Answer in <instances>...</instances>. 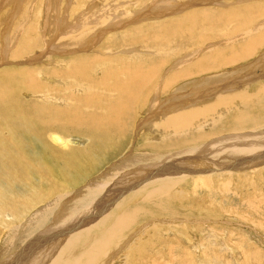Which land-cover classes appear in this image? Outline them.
I'll list each match as a JSON object with an SVG mask.
<instances>
[{
    "label": "bare ground",
    "instance_id": "6f19581e",
    "mask_svg": "<svg viewBox=\"0 0 264 264\" xmlns=\"http://www.w3.org/2000/svg\"><path fill=\"white\" fill-rule=\"evenodd\" d=\"M2 1L12 3L17 10L22 3H28V8L40 3V0ZM81 1L84 2L82 6L77 4L74 11L80 8L77 17L81 14L85 17L76 20V24L68 31V34L72 31L70 36L67 34L61 37L65 25L59 14L65 5L61 4V7L60 0H42L41 4L45 5L43 11L46 12L40 11L38 5L36 8L40 12L36 15L30 13V10L28 14L21 13L22 11L19 13L18 10L17 15L10 17L5 12L0 15V233H3L0 237V264H162V247L157 245L152 251L155 247L154 241L157 242L159 237L154 233L149 234L150 241L145 244L143 235L147 224L140 229L143 235L140 232L136 238L134 237L139 231L133 234L134 227L147 217H178V213L188 212L194 200L205 204L210 198L209 195H199L193 199L192 195L190 198L177 190L172 191L176 179L190 172L212 176L211 185H204L211 191L216 188L213 187L214 178L231 174H224L223 170L243 166L245 170L250 164H258L264 158V131L258 128L264 126V113L253 117L246 113L241 115L245 110L234 121L222 125V133L230 132L227 137L221 138V135L213 131L212 134L216 136L209 143L195 149L194 146L185 148L199 152L197 156L180 155L177 158L175 155L183 152L182 150L159 152L163 148L179 146L183 142H194L196 136L192 127L195 122H201V117L208 119L219 106H228L233 100H240L245 109L264 108L261 103L264 102V83H259L257 89L250 92L249 89H235L234 86L242 83V76L240 81L234 80L233 76L227 80L230 78L228 75L234 71V68L231 69L233 64L229 63L240 61L248 55L252 54V57L249 61H244L242 66L256 62L253 58L257 55L263 62L247 69L246 77L253 69L264 67L263 28L257 25H254V31L253 26L248 28L254 35H249L247 39V30L244 28L226 30V33L219 36L216 25H226L233 17L231 11L235 10L211 9L216 15L215 19L210 20L209 26H201L202 29L197 31L195 21L199 24L200 19L203 24L209 18L207 10L197 13L193 10L182 18L169 19V22L157 25L149 33L131 30L124 35H112L109 39H113L108 40L104 47L112 50L111 55L101 58L93 55L92 51L96 49L94 45L102 40V35L96 36L97 30L92 32L87 29V25L102 29L100 19L106 25L107 18L111 17L116 20L112 21L113 25L120 26L128 17L114 19L112 12L122 11H119V4L110 7L112 1H107L100 8L93 1ZM3 2L0 7L5 6L6 3ZM166 4L160 2L157 5L161 16L174 13L165 11ZM84 6L87 8H83ZM66 7V11H70L71 5ZM243 9L245 14L239 13L238 19L241 27L255 20L257 15L262 14L264 17L262 2ZM42 13L45 18L40 16ZM14 19L19 20L20 24L23 23V26L13 25L12 30ZM239 31H242L240 38L245 37L244 40L237 37ZM104 32L105 29L102 34ZM107 32L111 31L107 29ZM137 35H141L143 39L135 41L134 47L120 46L121 38L129 39ZM35 39L37 42L30 45L29 40ZM235 40L239 42L235 44ZM173 41H180L178 57H184H179L164 74L162 68L176 56L164 57L160 53ZM41 43L46 50H43V45L41 50L34 48V45ZM158 43L161 48L145 57L144 53L153 51L156 48L153 44ZM183 43L193 47L186 49ZM204 43L208 45L206 48L197 47ZM258 45L261 46L254 51L253 48ZM117 47L124 49L114 51ZM29 52L35 53L31 57L25 56ZM143 57L145 60H142ZM63 64L66 67H60ZM224 77V81L218 83V78ZM249 77L244 80H249ZM71 79H77V84ZM198 82L202 85L194 88L195 95L188 92L191 95L180 99L182 93L175 92L178 86ZM59 83H62V86H58L62 94L53 99L52 91ZM224 89H228L227 94L221 96L219 102L213 105L207 97L211 94L219 95L218 90ZM171 92H175L172 93L173 96L180 100L168 102L160 108L162 94ZM29 96L31 98L27 99ZM196 100H200L196 103L197 107H191L195 106L193 101ZM60 102L64 105H58ZM174 110L181 113L176 114ZM170 112L175 113L161 119L160 114ZM143 114L146 116L138 119ZM42 126H51L71 134L82 133L89 138L90 144L79 150L71 148L72 150L52 152L42 141ZM135 126L142 130L159 127L161 130L157 133L166 135L169 143L156 144L144 140L145 143L141 149L138 148L137 155L119 159L120 161L111 166L114 171L108 177L105 176L107 179L94 181L93 184L90 181L87 192L67 208L63 197L65 188L77 186L80 184L79 179L92 175L91 172L107 159L111 151L121 152L131 135L130 130ZM256 129L260 131L254 136L251 132ZM200 136L202 135L197 137ZM48 138L56 146L79 145L83 142L81 138V141L67 139L58 132H50ZM172 157L176 159L167 162ZM223 160H235V163L223 169ZM204 161H217L222 165L203 167L200 162ZM175 168H180L183 173L171 175ZM215 170L218 174L214 173ZM114 176H120L121 179L112 182ZM196 191L203 192L205 189L197 186ZM100 193L102 194L99 195ZM98 214L100 217L95 218ZM9 229L14 233L10 241ZM23 232L29 234L23 238ZM18 239L21 241L17 242ZM16 246L17 249H14ZM123 252H126V256ZM178 261L177 257L172 264H196L188 255L187 259L179 263Z\"/></svg>",
    "mask_w": 264,
    "mask_h": 264
},
{
    "label": "rangeland",
    "instance_id": "374dc122",
    "mask_svg": "<svg viewBox=\"0 0 264 264\" xmlns=\"http://www.w3.org/2000/svg\"><path fill=\"white\" fill-rule=\"evenodd\" d=\"M75 1L76 2H74V0H71V1L70 0H60V6L61 4L65 5L64 8H61L60 12L62 13L59 14L60 18L64 20L63 24L65 25V30L62 29L63 31L61 32V37H64V35L68 34V31L76 24V20H79L78 18L85 17L82 14L81 16L77 17V13L79 12L80 8L77 9L76 12L74 11L77 4H80L82 6L84 2L81 0L80 2L78 0H75ZM85 1L86 2L93 1V3L96 4V7H99V8L103 7L104 3L107 4V1L109 2L112 1L113 3L110 7H112L113 4L114 5L119 4L121 8V10L119 9V11L124 12V14L126 13L125 15H123L122 12L114 11L112 12L113 18L118 19L123 16L128 17V19H125L121 22L120 26L113 25L112 21L115 22L116 20H113L111 17H108L109 19L107 18L106 25H105V22H102L103 20L100 19L102 29H100V27H97V26L87 25L88 30H91L92 32L94 30H97L96 36L102 35V40H100L99 42L96 43V45H94L96 49L92 51L93 55L96 54L101 58H105L111 55L112 50L105 49L104 47L105 45H107L108 40L113 39V37L109 39L112 35L114 34L124 35L125 33H127V31H131V30H138L140 32L149 33L151 32L152 28H155L157 25H160V24L163 25L167 23V21L169 22V19L182 18L187 12H192L193 10H194L193 12H196V13L205 12L207 10V13H208L207 16L209 18L203 24H201L200 19H199V24L195 21V30L197 31L202 29L201 26L208 25L211 19L213 18L215 19L216 15H214L212 10L221 11L223 9H233L235 11L233 12L231 11V13L233 14V17L230 19V21L226 23V25L224 24L216 25L217 33L219 36H221L222 33H226L225 32L226 30H233V29L236 30L239 28L240 29L244 28L245 31L247 30L246 31V39H247L249 35L251 36L254 35V32L251 34L248 30V28H251L253 26V31H254L256 27L254 25H257L258 27L263 28V31H264V26H261V25H264V17L262 14L259 16L257 15L255 17L256 18L255 20H252L251 22L244 25L247 27H244V26L241 27V25L239 24V20H238L240 19L239 13H241L242 15L245 14L243 12L244 10L243 8L251 7L252 5L256 3H261V2L264 3V0H213V2H209L208 0H164V1L163 0H85ZM2 2L3 1L0 0V4ZM41 2L42 0H40V3L37 2L39 4H36L35 6L31 5V7L29 8L27 6L28 3L27 4L22 3L17 8L19 10V13L20 11H22L21 13L28 14L27 12L28 10H30V13H33V15L34 14L36 15V13L37 12L39 13L41 10L42 12H46V11H43L45 9V5H42ZM67 2L68 3L70 2L69 4L71 5V7L69 8L70 11L68 12L66 11V8H67L66 5H69ZM160 2L167 3L165 11H170L171 13L172 12L174 13L169 14L168 16H161L157 9V5L158 3L160 4ZM3 3H6V4L4 7H0L1 8L0 15H4V12L6 13L5 15H7V17L8 16L10 17L12 15H17L18 10L14 8L16 6L13 7L12 3H9V2H3ZM178 3L180 5H178ZM186 3L188 5L185 6L184 4ZM33 6H34V9H33ZM36 7H38V9L41 8L40 11ZM83 8H87V6H84ZM178 8H181V9H178ZM174 10H177V11L175 12ZM128 13L131 15H129ZM263 14H264V11H263ZM40 16H42V18L43 17L45 18L43 13ZM12 22L15 23V24H12V28H11L12 30H14L13 25L20 26V27L23 26V23L20 24L19 20L17 19H14ZM104 29H105V32L104 34H102ZM107 29L111 32L106 33ZM241 32L242 31H239L237 37L239 38V40L240 39L244 40L245 37L240 38ZM197 33L198 32H196V34ZM12 34H14V32H12ZM71 34H72V31H70L68 35L70 36ZM140 36L141 35L139 36L137 35V37H133V38L129 36L130 37L129 39H127V37L121 38L119 41V43H121L120 46L126 45L124 48H132L134 47L135 41L143 39V37H140ZM239 40H235L234 43L236 44L237 42H239ZM36 42H37V39L29 40L30 45ZM42 45L44 46V44L42 43L40 45L36 44L34 45V48L36 49V47H38L41 50ZM153 45H155L156 48L153 51L144 53L145 57H148L152 55L153 53H156V50L158 48H161L160 43H158V45L156 44H153ZM179 45H180V41H173L166 47V49L161 51L160 54L164 57L176 56L173 59L171 58L173 61H171L169 64H167V66L162 68L161 71L164 74H166L167 69H170L173 66L174 62L176 63L179 60L178 59L179 57L181 58L184 57V56L178 57V55L180 54ZM183 46L186 49H190L193 47L191 45H188L187 43L186 44L183 43ZM206 46H208L207 43H204L202 46H197V47L206 48ZM259 46L261 45L254 47L253 48L255 49L254 51H256V49H258ZM124 48L117 47L115 48L114 51L118 52L119 49L122 50ZM44 49H45V46L43 50ZM24 52H27V50ZM34 53L35 52H29L25 56L31 57ZM251 55H248L247 57L241 59L240 61L236 60L237 62L234 61L232 63H229L230 65L233 64L232 65L233 67L232 66H228V67H232L231 69L234 68V71L231 73V75H228V77L230 78H228L227 80H230L234 77V80L237 79L236 81H240L241 76H242V79H241L242 83H240V85L238 86H234L235 89H237L238 91H241L243 89H249L250 92H253L254 88L257 89V87L260 84L264 83V67L256 68V70L253 69L251 71V74L248 75V77L250 76L249 80H244L246 78L248 79V77H246L245 75L247 73L245 72L247 71V69H251L256 66H259L263 62L261 58H259L257 55L256 57L258 58L256 57L253 58L256 62H254L253 64L252 62H250L242 66L244 64V61L246 62V60L247 61L250 60V57H252ZM65 56L68 57V55H65ZM142 60H145V58L143 57ZM238 63L240 64L239 66H238ZM114 65L119 66L118 64H114ZM60 67H66V65L63 64V65H60ZM174 68L177 69L176 66H174ZM237 69H240V70H237ZM240 73L241 75H239ZM224 79L225 77L223 79L218 78V83L223 82ZM72 80H74L75 83L77 82V79H71V81ZM243 81H245V83ZM246 81H249L250 83L249 82L247 83ZM199 84L202 85L200 82L188 84L189 86L181 85L176 88L175 92L179 91L180 93H182L180 94L177 92L178 94L183 95L180 99H184L185 96L191 95L190 93L188 94V92H191L192 95H195L194 88L201 87L199 86ZM209 85H212V84H209ZM58 86H62V83L57 84L55 86L54 91L50 90L53 92L51 95L52 96L51 98L53 99H55L56 97L62 94V92L58 90ZM79 86H82V85H79ZM180 87L184 89H181ZM227 91L228 89H224L222 91L218 90L219 95L211 94L207 98L211 102L214 103L213 105H216L219 102V98L221 96H225V94H227ZM175 92L162 94L163 102L162 103L161 101L158 102V103H161L160 108L168 102L180 100L179 98L173 96L172 93H175ZM30 98L31 96H29L27 99H30ZM193 102L195 106H191V107H197L196 103L200 102V100H196ZM261 103L264 104V102H261ZM58 105L63 106L64 103L60 102ZM203 105L207 107L206 103H204ZM155 111L157 113V110ZM174 111L176 112V114L181 113L179 112V110H174ZM175 112L160 114V116L162 117L161 119L164 120L166 119L167 115L171 113H175ZM245 113L248 114L249 117H253L257 115L258 113H264V108L245 109L243 105L240 103V100H233V102H231L228 106H225V107L219 106V108L215 110V113L209 116L208 119L203 118L204 119L203 120L201 117L200 119L201 122H198V121L195 122L194 127H192L193 134L196 136V140L194 142H183L179 146L166 147V148L159 150V152L168 153L170 151L182 150L183 152L175 155L177 158L180 155H182L180 157H190L194 155L197 156L200 153L194 152V149L197 146L199 148V146L204 143H207V142L209 143L213 139V137L216 136L212 134L213 131H216L219 136L221 135V138L227 137L230 132L222 133V130H221L222 125L223 124L225 125V124L230 123L231 121H234V118H236L239 114L243 115ZM145 116L146 115L143 114L138 119L144 118ZM258 128H262V131H264V126H261ZM43 130L44 132L42 134V141L48 145V148L50 151L53 150L52 152H59L65 149L72 150L71 148H74L75 150H79L80 148L82 149L85 146L90 144L89 138L86 135L79 133V132L71 134V133H67V131H64V130L62 131L61 129H54V127H51V126L50 127L44 126ZM141 130L142 129H139V128L136 129V126L134 127L133 130L131 129L130 130L131 135L128 136L125 144L122 147L121 152H116L115 150L111 151L110 152L111 154L108 155L107 159H104L102 164H100L96 168L95 171L91 172L92 175H90L86 179H83L84 177L82 179H79L78 176L72 172V174L75 175L80 180L78 182L80 184L77 186L75 185H71L70 187L67 186L65 188V193L63 197L65 198L64 202H66L67 208H69L75 202L76 199L83 196L87 192V189L89 188V186L95 183L94 181L103 180L104 178L107 179L106 177H108V174L114 171L111 166L117 163L118 161H120L119 159H121L122 157H129V156L137 155L136 152L139 151L138 148L141 149V147L144 145L145 143L144 140H149V143L151 142V143H156V144L169 143L168 139L166 138V135H162V133H157L161 130L159 127L150 128V129L142 130V131ZM259 131H260L259 129L252 130L253 133L251 132V134H253L254 136H257L259 134ZM50 132L61 133L65 135L67 139L68 138H74V139L81 138L83 142L82 143L80 142V144L82 145L80 144L79 145L78 144L69 145V144L64 143L65 146L64 145L56 146L48 138V134ZM198 135H202V136L197 137ZM189 146H194V149L192 151L185 150V148ZM148 147L151 148V146H148ZM171 159L172 160L169 159L167 162H171L175 160L176 158L172 157ZM230 161L223 160L224 163L223 165L221 164L222 166L220 165V163H217V161H214V163L213 161L212 162L204 161L202 163L200 162V164H202L203 167H206V166L209 167L211 165L210 167H220L221 166L223 169H226L228 168V166H232L235 163V160L232 161L233 163ZM157 162L159 164L160 161H157ZM139 163L144 164L142 162H139ZM226 170L225 171L223 170L224 174L230 173V172L231 174L227 176L219 174L221 175V178H214L213 181L215 182L213 183V187H216V188L215 189L212 188L211 191H208L207 188L204 187V185L206 184L211 185L212 176H208L202 173L190 172L188 174H184V176H182L181 178L176 179V183L172 187L173 188L172 191L175 192L177 190L182 195H186L187 197L189 196L190 198L192 195L193 199H195L199 195L200 196L209 195L210 197L209 200L205 204H200L197 200H194L192 205L189 206L188 212L178 213V217L174 215L172 216L162 215V216L147 217L146 219H142L140 222H138L137 226L134 227L135 229H134L133 234H136L137 231L139 232L136 234L135 237L134 236L133 237L136 238L137 235H140V232L143 235V231L142 230L140 231V229L143 227V225L146 227V224H147V227L146 228L144 227L145 232L143 235V242L146 244L150 241L148 237L149 234L154 233L159 237L157 242L154 241L155 247L152 249V251L156 249L157 245L162 247V251L164 253V256H163L164 259H163L162 264H172L174 260L177 259V257L179 259L178 261L179 263L182 260L187 259V255L191 257V259L194 260L196 264H264V222H263L264 221L263 219L264 217V158L260 159L258 164H250V166L248 168H245V170H244V166L240 168L239 167L230 168L227 170L228 172ZM211 172H214V171H211ZM182 173L183 172H180V168H175V170L171 173V175L182 174ZM214 173L218 174L217 170H215ZM117 179L120 180L121 177L114 176L111 181L113 182L114 180L116 181ZM90 181H91V184H90ZM223 184H224V187H223ZM85 186H87V188ZM197 186H202L205 189V191L197 192L196 191ZM188 187H191V188H188ZM191 189H192V192H191ZM186 190L188 191V194H186ZM101 194L102 193H100L99 195ZM110 209L111 208H109L108 211H110ZM103 211L105 210L103 209ZM103 211H101V213ZM100 214L95 216V218L100 217ZM12 226L14 225L12 224ZM32 228H34V226H32ZM11 229H13V227ZM11 229L8 230V233H9L8 241L11 240L12 234H14ZM22 234L24 238L29 234V232L28 234L26 232H23ZM1 236H3V233H0V237ZM20 241L21 239H18L17 242H20ZM17 247L18 246H16L14 249H17ZM172 251H174V253H172ZM184 252L186 253L184 254ZM122 254L126 256V252L125 253L123 252ZM0 255H1V251H0Z\"/></svg>",
    "mask_w": 264,
    "mask_h": 264
}]
</instances>
